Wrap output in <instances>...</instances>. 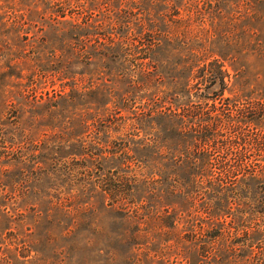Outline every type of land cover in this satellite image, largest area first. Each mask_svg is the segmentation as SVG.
Here are the masks:
<instances>
[{"label":"rangeland","instance_id":"1","mask_svg":"<svg viewBox=\"0 0 264 264\" xmlns=\"http://www.w3.org/2000/svg\"><path fill=\"white\" fill-rule=\"evenodd\" d=\"M261 164L264 0H0V264H264Z\"/></svg>","mask_w":264,"mask_h":264},{"label":"trees","instance_id":"2","mask_svg":"<svg viewBox=\"0 0 264 264\" xmlns=\"http://www.w3.org/2000/svg\"><path fill=\"white\" fill-rule=\"evenodd\" d=\"M214 64L216 65V67L214 68L211 67L213 69L211 68L209 69V67L205 68V75L206 77L209 75V77L213 76L215 78L216 83L219 86V94H217V96L214 98H210V97L208 98H210L212 102H217V101L220 102L223 99L222 98L223 92L225 91L226 86H227L225 83V79L228 78L229 76L226 70H223L220 65H217L218 64L217 61H215ZM199 74H200V77L198 76L196 78L202 82L204 79V70H201ZM208 82H209L208 79H205V84H208ZM210 114L213 115L214 113L211 112ZM170 115H180V114L177 113L176 111H171L169 115L164 116L162 118L164 120L163 125L165 126L167 131L172 132L171 135L174 134L176 136L177 135L181 136L182 134H184L185 131H183V129L177 130L176 126L178 124L176 123L175 119L171 117ZM118 149L120 150L119 152L125 153V146L118 148ZM132 162L136 164V166H140V164H143V160L135 159L134 161L133 159ZM121 165L122 166L126 165L124 169H129L130 163H125L124 161V162H121ZM261 167L264 168V164H261ZM133 176L134 175H130V171H124L122 167H120L119 170L114 173L107 171V173L104 174V180H103V182H105L104 184H106V187H104L106 189L104 190L109 192L110 195L116 196L117 198L130 199V195H133L135 193L134 189L136 188L133 187V186H136L134 185L135 182L140 181L141 183H137V184L142 185L145 188V190L139 189L138 191L139 192L146 191V184H145L146 181L135 180V177ZM115 182H117L116 186L114 185ZM112 185L114 188H111ZM237 193L238 195H241V197L243 195L245 196L251 195V197L248 196L251 200V205H249V207L251 208L250 211L259 212L264 216V169H261L260 174H251L247 176L244 182V187L241 189V191H238ZM256 198L257 200L255 201ZM129 203H133V201H130ZM228 203H229V199L227 197L226 192H224L223 195L217 198L216 210H215L217 213H219L217 217L218 216L224 217L225 215L226 216L228 215L227 213ZM140 206L142 207V205L137 204L135 205V208H140ZM208 257L210 258L211 256H208Z\"/></svg>","mask_w":264,"mask_h":264}]
</instances>
